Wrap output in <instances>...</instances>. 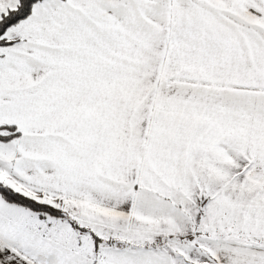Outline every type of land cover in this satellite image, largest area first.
Returning <instances> with one entry per match:
<instances>
[{
    "label": "snow or ice",
    "instance_id": "6c2138e0",
    "mask_svg": "<svg viewBox=\"0 0 264 264\" xmlns=\"http://www.w3.org/2000/svg\"><path fill=\"white\" fill-rule=\"evenodd\" d=\"M0 264H264V0H0Z\"/></svg>",
    "mask_w": 264,
    "mask_h": 264
}]
</instances>
